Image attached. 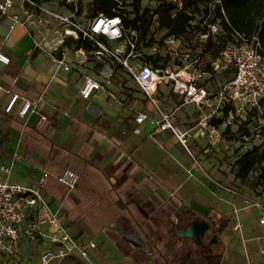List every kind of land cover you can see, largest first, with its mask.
<instances>
[{
    "label": "crops",
    "instance_id": "crops-1",
    "mask_svg": "<svg viewBox=\"0 0 264 264\" xmlns=\"http://www.w3.org/2000/svg\"><path fill=\"white\" fill-rule=\"evenodd\" d=\"M53 46L30 24L0 17V53L11 59L0 66V167L12 168L9 182L36 187L49 172L46 202L72 238L84 246L96 243L89 249L95 264H264L257 210L245 193L232 194L209 179L220 180L210 156L220 146L227 150L226 138L233 135L213 148L190 140L192 157L172 132L157 130L150 120L136 122L140 113L159 115L129 74L119 70L110 77V66L84 63L73 53L67 59L72 70H58L48 55ZM86 76L112 83L84 100ZM41 95L45 100L22 118L24 102ZM159 98L168 109L181 104L165 86ZM188 106L174 119L181 131L197 116ZM65 170L80 175L76 189L58 181ZM0 179L6 180L1 171ZM38 216L44 213L31 211L30 219ZM197 221L210 226L202 244L179 236ZM41 231L37 240L23 235L14 254L0 255V264H39L41 254L58 250L52 229L44 225ZM72 255L63 264H90Z\"/></svg>",
    "mask_w": 264,
    "mask_h": 264
},
{
    "label": "built area",
    "instance_id": "built-area-1",
    "mask_svg": "<svg viewBox=\"0 0 264 264\" xmlns=\"http://www.w3.org/2000/svg\"><path fill=\"white\" fill-rule=\"evenodd\" d=\"M157 3L158 0H152V6L147 8L154 10ZM167 3L174 14L184 12L190 17L184 35L168 34L160 27L158 16H154L150 35L146 41H141L140 32L126 28L124 15L120 13L126 11L122 3L118 15H98L91 18L88 25L78 22L74 16L53 14L36 0H0V17L23 26L32 23L31 10L59 19L64 25L61 39L48 54L57 69L71 71L72 65L67 59L73 53L84 63L110 66V77L119 70L126 72L159 115V119H153L140 113L136 122L142 124L150 120L157 130L172 132L192 157L190 140H204L213 148L225 140L228 129L237 133L244 149L246 144L255 142L264 152V35L236 30L228 19L223 0H194L191 7H187L184 0H167ZM151 39V46H148ZM76 42L82 45L89 42L92 50L76 49ZM10 63L11 59L0 53V66ZM111 83L110 78L103 84L86 76L80 95L89 100L95 92L104 90ZM162 86L170 88L171 93L181 99V104L173 109L162 106L159 98ZM17 99L18 96L11 99L8 113ZM44 100L45 95L35 101L26 100L20 116L26 117ZM187 105L195 106L197 116L189 129L181 131L174 125V119L181 107ZM251 113L256 114L254 121L239 132ZM45 120L42 117L40 124ZM0 171L6 176L5 181L0 179V255L14 254L23 235L37 240L43 236L42 226L47 225L52 229V242L60 248L41 254L39 264H49L53 259L73 253L95 264L89 249H96V243L84 246L72 238L57 214L49 208L42 193L51 177L49 172H43L37 186L31 187L10 183L8 178L12 168L2 166ZM57 179L74 190L80 175L65 170ZM245 200L257 210L259 224L264 227V202ZM32 210L44 213V216L32 220ZM235 229L238 230L239 225Z\"/></svg>",
    "mask_w": 264,
    "mask_h": 264
},
{
    "label": "trees",
    "instance_id": "trees-1",
    "mask_svg": "<svg viewBox=\"0 0 264 264\" xmlns=\"http://www.w3.org/2000/svg\"><path fill=\"white\" fill-rule=\"evenodd\" d=\"M37 1V0H36ZM43 2H51L54 0H42ZM61 3H66L67 0H56ZM132 10L122 11L124 15L125 25L128 30H136L141 34V41H146L151 33V26L153 24L154 16H158L160 27L168 32L170 35H184L186 33L187 25L190 17L182 12L174 14L172 7L167 3V0H158L154 10L148 8L143 9L141 0H132ZM187 7L194 4V0H184ZM120 3L124 4L122 0H92L88 6L90 8L89 18H94L98 15H105L114 17L118 15V7ZM223 6L227 13L231 25L238 31L247 33L249 35L260 32L264 35V0H223ZM70 8L75 11L74 5ZM79 11H82L81 4L78 5ZM261 22V25L259 24ZM147 44L151 46V42ZM70 44V43H69ZM75 44V43H74ZM68 45V42H67ZM223 46V44H222ZM221 46V47H222ZM76 49L83 47L87 52L92 50V45L85 42L83 45L76 42ZM220 47V48H221ZM219 48V47H218ZM255 113H251L248 121L242 125L240 131L246 130V126L254 121ZM227 134L237 136L235 132L230 129ZM235 178L241 183H246L250 174L254 171H260L258 176L259 181L255 187L260 183L264 184V152L259 147L242 154L235 162Z\"/></svg>",
    "mask_w": 264,
    "mask_h": 264
},
{
    "label": "rangeland",
    "instance_id": "rangeland-1",
    "mask_svg": "<svg viewBox=\"0 0 264 264\" xmlns=\"http://www.w3.org/2000/svg\"><path fill=\"white\" fill-rule=\"evenodd\" d=\"M41 5H44L50 12L53 14L68 17L74 16L76 20L83 25H88L90 8L88 4L92 0H67L66 3H61L59 1H51V2H43L42 0H37ZM124 2L123 8L131 11L132 10V0H122ZM81 4L82 11H79L78 5ZM70 5H74L75 11L70 8ZM141 6L143 9L147 8L148 6H152V0H141ZM33 15L32 23L30 24L31 27L37 28L41 33V38L45 42H50L55 44L60 37V32L64 28L62 22L55 18L52 15H48L46 13H42L40 11H33L31 10ZM261 25V22L259 23ZM261 32V29H260ZM131 88L134 89L132 83H130ZM139 98V95H136ZM237 105H240V102H237ZM195 107L190 105L185 108L186 111H194ZM228 149L225 150L218 148V151L214 154L217 156L212 158L211 164L212 169H216L219 173H221L220 180L216 179L215 177L211 176L209 179L220 185V187L224 189H229L235 192H243L247 195L248 198H259L262 202H264V184L260 183L258 187H255L256 183L259 181L258 176L260 175V171H254L250 174L248 181L246 183H241L239 180L235 178V162L236 160L244 153L252 150L256 147L257 143L250 142L246 144V149L244 146L241 145V141L237 136H228L225 142ZM224 144V145H225ZM191 148V145L189 144ZM204 176L208 177L209 174L206 173ZM246 214L253 215L251 211L246 212ZM73 255H69L65 258L61 259H53L49 262V264H63L66 260L71 258Z\"/></svg>",
    "mask_w": 264,
    "mask_h": 264
},
{
    "label": "water",
    "instance_id": "water-1",
    "mask_svg": "<svg viewBox=\"0 0 264 264\" xmlns=\"http://www.w3.org/2000/svg\"><path fill=\"white\" fill-rule=\"evenodd\" d=\"M210 226L206 222H194L186 230L179 234L181 238H189L195 240L197 243L202 244L203 236L209 231ZM214 243L217 242L216 238L213 240Z\"/></svg>",
    "mask_w": 264,
    "mask_h": 264
}]
</instances>
